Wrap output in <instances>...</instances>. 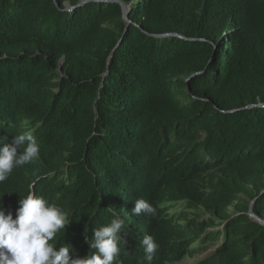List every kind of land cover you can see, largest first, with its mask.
Here are the masks:
<instances>
[{
    "label": "trees",
    "instance_id": "1",
    "mask_svg": "<svg viewBox=\"0 0 264 264\" xmlns=\"http://www.w3.org/2000/svg\"><path fill=\"white\" fill-rule=\"evenodd\" d=\"M105 1L0 0V138L40 145L0 183L5 214L55 202L74 258L111 207L121 264H264V0H115L129 23Z\"/></svg>",
    "mask_w": 264,
    "mask_h": 264
},
{
    "label": "clouds",
    "instance_id": "2",
    "mask_svg": "<svg viewBox=\"0 0 264 264\" xmlns=\"http://www.w3.org/2000/svg\"><path fill=\"white\" fill-rule=\"evenodd\" d=\"M22 149V150H21ZM40 154V145L33 131L14 136L11 144L0 138V183L6 181L13 170L31 163ZM110 223L92 229L93 237L88 241L95 251L84 258L70 255L69 245L57 247L54 238L69 224L68 214L55 202L42 195L29 192L21 198L13 219L11 212L5 214L0 204V264H121V246L127 241L122 238L124 220L113 208ZM155 208L145 199L134 201L132 213L155 214ZM145 258L151 262L159 245L152 235L141 241Z\"/></svg>",
    "mask_w": 264,
    "mask_h": 264
},
{
    "label": "water",
    "instance_id": "3",
    "mask_svg": "<svg viewBox=\"0 0 264 264\" xmlns=\"http://www.w3.org/2000/svg\"><path fill=\"white\" fill-rule=\"evenodd\" d=\"M91 1H93V2H99V1H104V2H106L105 0H85V1H80V2L78 3L77 6H82V5H84L85 3H87V2H91ZM108 1H110V0H108ZM110 2H112V3H118V4L120 5L121 10H122V14H123V20L126 21L127 23H129V21H128V19H127L128 12H129L128 7L125 6L124 4L120 3L119 1H115V0H113V1H110ZM253 203H254V200H253V201L250 203V205H249V209H248L247 215H248V217H249L251 220H253V221H255V222L261 224L262 226H264V222L261 221L260 219H258V218H257L255 215H253V213H252V204H253Z\"/></svg>",
    "mask_w": 264,
    "mask_h": 264
},
{
    "label": "rangeland",
    "instance_id": "4",
    "mask_svg": "<svg viewBox=\"0 0 264 264\" xmlns=\"http://www.w3.org/2000/svg\"><path fill=\"white\" fill-rule=\"evenodd\" d=\"M80 1H85V0H80ZM205 218H207V216H204ZM199 258H193V259H189V260H186L185 262H184V264H191V263H194L197 259H201V258H203V256H198Z\"/></svg>",
    "mask_w": 264,
    "mask_h": 264
}]
</instances>
